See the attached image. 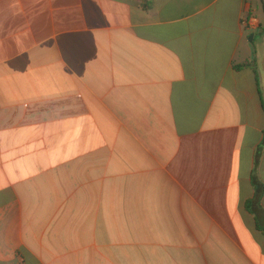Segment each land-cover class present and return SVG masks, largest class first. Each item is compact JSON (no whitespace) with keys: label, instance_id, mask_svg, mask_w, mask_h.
Here are the masks:
<instances>
[{"label":"crops","instance_id":"1","mask_svg":"<svg viewBox=\"0 0 264 264\" xmlns=\"http://www.w3.org/2000/svg\"><path fill=\"white\" fill-rule=\"evenodd\" d=\"M0 264H264V0H0Z\"/></svg>","mask_w":264,"mask_h":264},{"label":"trees","instance_id":"2","mask_svg":"<svg viewBox=\"0 0 264 264\" xmlns=\"http://www.w3.org/2000/svg\"><path fill=\"white\" fill-rule=\"evenodd\" d=\"M144 9L147 10V6H144ZM236 68H240V67H236ZM262 193H263V187L260 186L257 191V198H259Z\"/></svg>","mask_w":264,"mask_h":264},{"label":"water","instance_id":"3","mask_svg":"<svg viewBox=\"0 0 264 264\" xmlns=\"http://www.w3.org/2000/svg\"><path fill=\"white\" fill-rule=\"evenodd\" d=\"M253 37H254V36H251V37H250V42H252V41H253Z\"/></svg>","mask_w":264,"mask_h":264}]
</instances>
